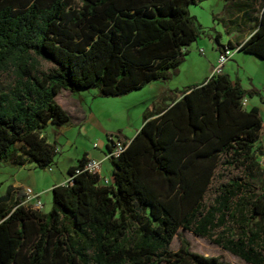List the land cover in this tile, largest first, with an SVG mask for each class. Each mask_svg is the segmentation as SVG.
<instances>
[{
	"label": "trees",
	"instance_id": "16d2710c",
	"mask_svg": "<svg viewBox=\"0 0 264 264\" xmlns=\"http://www.w3.org/2000/svg\"><path fill=\"white\" fill-rule=\"evenodd\" d=\"M193 1L0 0V75L10 78L0 84V160L52 162L57 149L40 132L69 121L54 99L61 89L119 96L165 78L199 34L188 12ZM234 1L246 17L258 2L255 27L238 50L264 58V0ZM35 56L52 67L39 71ZM253 93L226 73L185 88L119 140L110 184L82 169L83 153L67 168L72 178L50 189L48 212L24 205L21 186L7 188L0 264H231L190 250L181 236L169 250L179 227L245 263L264 264V168L257 161L264 152L254 144L261 118L256 106L241 104ZM105 147L112 148L110 136ZM220 165L241 175L219 184L205 205Z\"/></svg>",
	"mask_w": 264,
	"mask_h": 264
},
{
	"label": "rangeland",
	"instance_id": "374dc122",
	"mask_svg": "<svg viewBox=\"0 0 264 264\" xmlns=\"http://www.w3.org/2000/svg\"><path fill=\"white\" fill-rule=\"evenodd\" d=\"M238 4L234 0H194L189 4L188 12L195 17L199 25V34L186 46L187 52L183 59L177 66L168 70L165 78L151 80L140 88L119 96L98 95L96 87L61 89L54 99L69 115V121L60 125L48 123L40 132L45 140L54 143L57 149L52 162L48 166H38L34 163L19 166L10 161L0 160L1 184L8 185L18 180L22 184L30 185L34 180L35 187L40 190L49 183L53 173L62 178L68 177L66 167L71 163L76 164L83 149L96 145L101 147L108 136L114 140L124 141L134 133L133 131L138 130L143 113L147 111L155 113L161 105L172 98L173 94H178L213 74L216 67L215 34H219L218 39L223 44L227 39L234 43L244 39L252 28L251 21L246 15L239 13L233 17ZM231 49L232 57L223 64V68L230 78L236 77L244 89L254 91L250 97L247 95L244 97L251 98L250 100L259 107L262 123L254 144L260 145L264 152V58L237 51V47ZM35 60L39 71H46L52 67L51 63L38 56H35ZM8 80L10 78L7 74L0 75V84ZM258 163L264 168V161ZM100 170L103 171L101 175H105L111 182L105 164H100ZM240 175V168L218 166L204 196V204L208 205L212 201L215 188L219 184ZM2 185L0 191L4 187ZM34 189L31 186V190ZM39 200L42 205L41 211L48 212L51 208L50 190L40 192ZM179 236L187 240L189 249L194 252L217 255L231 264H248L206 238L197 237L190 230L180 227L168 246L169 250L174 251L179 247Z\"/></svg>",
	"mask_w": 264,
	"mask_h": 264
},
{
	"label": "crops",
	"instance_id": "0c3cea01",
	"mask_svg": "<svg viewBox=\"0 0 264 264\" xmlns=\"http://www.w3.org/2000/svg\"><path fill=\"white\" fill-rule=\"evenodd\" d=\"M250 11H251V12L248 14L247 17H249V20L251 21L252 28L249 29V31H248V33L246 34L245 38H246L247 35L251 32V30H253V28L255 27V23H256L257 18H258V16H259V12H258V2L254 1V3L252 4V6L250 7ZM239 13H240L239 11H236V12L233 14V17L236 16L237 14H239ZM218 40H219V39H218ZM242 40H243V39H241V40H237V41H235V42L233 43L230 39H227L225 44H223V43L219 40V41H218V44H217V46H216V49H215L216 58H217V54H218L219 49H221L222 46H228V44L233 46V47H231V48L237 47V51H239V50H238V46H239V44L242 42ZM228 42H229V43H228ZM236 43H237V44H236ZM233 55H234V54H233ZM231 57H232V54H231L230 58H231ZM230 58H229V59H230ZM229 59H228V60H229ZM225 62H226V61H225ZM225 62H224V63H225ZM219 73H226V74L228 75L229 79H230L232 82H233L234 79L236 78V77H235L234 79L230 78L229 74L224 70L223 65L221 66V69H220ZM210 75H211V74H209L208 76H210ZM205 78H206V77H204V78L202 79V81H203ZM236 79H237V78H236ZM239 84H240V86L242 87L240 81H239ZM242 88H243V87H242ZM177 96H178V94H176V93L173 94L172 98L169 99V101H168L167 103H164L163 105H161V107H162V106H165V105H169L173 100H175V99L177 98ZM242 99L244 100V105H243L244 108H248V107H250V106H256V107L258 108V110H259L258 105H257L256 103H254V101H251V100H250L251 98L247 99L246 97H243ZM161 107H159L156 111H158ZM89 110H90V109H89ZM156 111H155V112H156ZM147 112H148V111H147ZM144 114H145V113H143V115H144ZM143 115H142V116H143ZM141 121H142V117H141ZM141 121H140V122H141ZM261 123H262V121H261ZM133 132L135 133V131H133ZM134 133H131V134L133 135ZM132 135H130L129 137H127L124 141H128L129 138H130ZM83 153H85L88 157L93 158V159H96V160H98V161L100 162V163H99V176H100V177H106L105 175H101L103 171L100 170V164H101V165H102V164H103V165L105 164V170H106L108 173H110V177H111V179H112V166H111V164H110V161L108 160L109 158H105V154H106L105 143H103V145H102L101 147L98 146V145H96L95 147H89V148H87V149H83V150H82V154H83ZM82 154H81V155H82ZM77 160H78V159H77ZM76 162H77V161H76ZM25 163H32V162H28L27 160H25L24 163L20 164L19 166H21V165H23V164H25ZM72 165H74V163L69 164V165L66 167V171H67V168L70 167V166H72ZM108 165H109V168H107ZM106 178H107V177H106ZM67 179H68V177H66V178H62V177H60V176L55 175V173H53V174H51V179H50L49 183H48L47 185H45V186H44L42 189H40V190H37V187H35L36 185H35V181H34V180L31 181V184H30V185H29V184H22V183H21L20 181H18V180H15V181H13L11 184H8V185H2L1 182H0V186H1V185L4 186V187H2V190L0 191V195L5 194L7 188H15V187H18V186H21L22 188L28 186V187L31 188V186H32V187L35 188V189L32 190V191H33L34 193H37V194H38V197H39V196H40V192H42L43 190H50V189L52 188V186L57 185V184H63V183H65V182L67 181ZM112 181H113V179H112ZM41 209H42V205H41L40 210H41Z\"/></svg>",
	"mask_w": 264,
	"mask_h": 264
},
{
	"label": "built area",
	"instance_id": "2783aa9c",
	"mask_svg": "<svg viewBox=\"0 0 264 264\" xmlns=\"http://www.w3.org/2000/svg\"><path fill=\"white\" fill-rule=\"evenodd\" d=\"M232 54V49L228 46H223L221 49H219L217 58H216V67L214 69V73H219L221 66L224 64L225 61H227ZM241 104L244 105V100H241ZM123 149V145L119 140L112 139V148L110 150L106 151L105 158L110 157H116L118 153ZM257 161L261 162L264 161V153L263 154H257ZM99 161L93 158L88 157L85 154V162L83 164V170H86L89 173L97 174L99 180L105 184H110V181L106 177H100L99 176ZM79 170H75L74 173H77ZM72 178V175L68 176L67 181H69ZM24 192V199L22 203L28 207L34 208V209H40L41 208V202L39 200L38 194L34 193L30 187L26 186L23 187Z\"/></svg>",
	"mask_w": 264,
	"mask_h": 264
}]
</instances>
